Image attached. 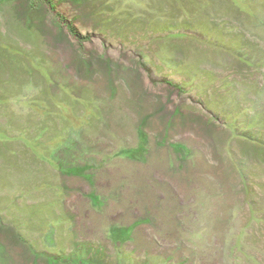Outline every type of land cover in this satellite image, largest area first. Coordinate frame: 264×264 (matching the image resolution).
<instances>
[{
	"label": "rangeland",
	"instance_id": "obj_1",
	"mask_svg": "<svg viewBox=\"0 0 264 264\" xmlns=\"http://www.w3.org/2000/svg\"><path fill=\"white\" fill-rule=\"evenodd\" d=\"M52 3L88 42L0 0V264H264V0Z\"/></svg>",
	"mask_w": 264,
	"mask_h": 264
},
{
	"label": "trees",
	"instance_id": "obj_2",
	"mask_svg": "<svg viewBox=\"0 0 264 264\" xmlns=\"http://www.w3.org/2000/svg\"><path fill=\"white\" fill-rule=\"evenodd\" d=\"M44 2L47 4L49 10L53 13L55 18L57 19L58 22L61 23L62 26H64L65 30L68 32V34L76 40L79 44H83L84 42H88L89 38L82 36L78 30L75 28V26L68 21L64 16L60 15L57 11L56 8L54 7L52 0H44ZM167 86L169 87H174L171 83H166Z\"/></svg>",
	"mask_w": 264,
	"mask_h": 264
}]
</instances>
